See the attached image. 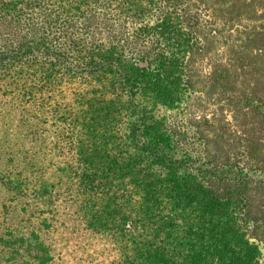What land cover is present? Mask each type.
Masks as SVG:
<instances>
[{
    "label": "trees",
    "instance_id": "16d2710c",
    "mask_svg": "<svg viewBox=\"0 0 264 264\" xmlns=\"http://www.w3.org/2000/svg\"><path fill=\"white\" fill-rule=\"evenodd\" d=\"M219 1L0 0V264H264L246 156L173 119Z\"/></svg>",
    "mask_w": 264,
    "mask_h": 264
},
{
    "label": "rangeland",
    "instance_id": "374dc122",
    "mask_svg": "<svg viewBox=\"0 0 264 264\" xmlns=\"http://www.w3.org/2000/svg\"><path fill=\"white\" fill-rule=\"evenodd\" d=\"M218 4L221 33L195 56L193 96L173 119L180 126L187 124L190 134H201L215 163L239 162L246 156L245 163L255 172L243 191L250 199L247 232L264 263V0ZM202 146L195 149L201 151ZM218 187L226 192L223 185Z\"/></svg>",
    "mask_w": 264,
    "mask_h": 264
}]
</instances>
